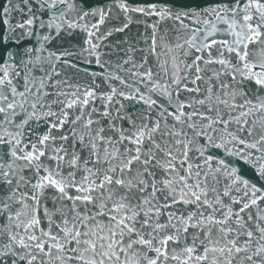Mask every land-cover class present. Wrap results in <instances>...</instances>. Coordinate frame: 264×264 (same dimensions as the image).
<instances>
[{"label":"water","instance_id":"1","mask_svg":"<svg viewBox=\"0 0 264 264\" xmlns=\"http://www.w3.org/2000/svg\"><path fill=\"white\" fill-rule=\"evenodd\" d=\"M0 264H264V0H0Z\"/></svg>","mask_w":264,"mask_h":264}]
</instances>
